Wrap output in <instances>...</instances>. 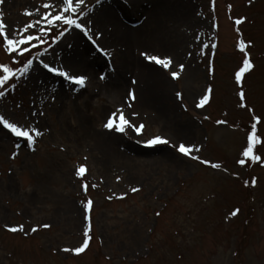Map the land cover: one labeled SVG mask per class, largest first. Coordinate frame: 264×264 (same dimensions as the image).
Returning <instances> with one entry per match:
<instances>
[{"label":"rangeland","instance_id":"374dc122","mask_svg":"<svg viewBox=\"0 0 264 264\" xmlns=\"http://www.w3.org/2000/svg\"><path fill=\"white\" fill-rule=\"evenodd\" d=\"M0 264H264V0H0Z\"/></svg>","mask_w":264,"mask_h":264},{"label":"bare ground","instance_id":"6f19581e","mask_svg":"<svg viewBox=\"0 0 264 264\" xmlns=\"http://www.w3.org/2000/svg\"><path fill=\"white\" fill-rule=\"evenodd\" d=\"M159 27L155 28V30H158ZM139 32H141L139 29L137 30L136 34H138ZM77 44H79V41H77ZM79 47V46H78ZM72 53H76L77 56L79 55H83V53H87V49L85 48V46H80V49L76 48L73 50ZM137 61V60H136ZM95 63V62H94ZM147 66V65H146ZM148 70L145 69H141L140 68V72L143 75V79L147 78L148 80H150L151 82L155 83L153 86L157 87V85L160 86H164L167 83V80L164 79V77L161 76L160 71L156 70L155 68H153L152 66L148 65L147 67ZM144 79V80H145ZM152 86V87H153ZM150 88V86L148 87ZM189 89H195V85H193V83L190 85ZM120 89H114V92H119ZM147 93V90L142 88V94H138V98L136 100V103H143L142 105L145 106L146 108H154L156 106H159V108L161 107V110L166 112V108L164 109L165 105H161L159 104V100H162L163 94L159 95V94H149L148 96H146L145 94ZM154 93V92H153ZM189 93H191V91L189 90ZM186 128V127H185ZM180 130H184L181 127L179 128ZM185 131V130H184ZM106 141V140H105ZM107 142V141H106Z\"/></svg>","mask_w":264,"mask_h":264}]
</instances>
